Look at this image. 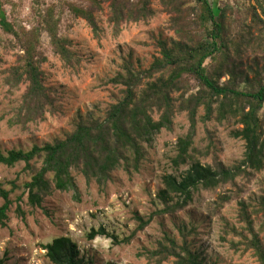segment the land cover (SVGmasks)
<instances>
[{
    "label": "trees",
    "instance_id": "16d2710c",
    "mask_svg": "<svg viewBox=\"0 0 264 264\" xmlns=\"http://www.w3.org/2000/svg\"><path fill=\"white\" fill-rule=\"evenodd\" d=\"M90 1L96 8L101 7L102 1L108 4V22L116 32L123 23L145 21L154 15L150 7L153 0ZM243 1H254L260 13L255 6H249L246 12L250 13V23L240 21L232 27L234 22L228 21L229 6L221 7L212 0H158L170 14V29L176 38L156 40L158 55L146 69L135 70L130 62L124 63L123 72L109 80L123 87L121 97L107 106L103 117L79 115L71 132L63 138L33 144L28 150L0 151L1 165L14 167L23 163L24 171L30 174L22 185L15 181L0 184V227L7 224L12 205L10 194L15 189L22 190L17 201L21 202L26 194L27 206L34 209L53 191L76 193L72 172L80 174L87 183H95L100 191L112 181L114 172L121 171L129 177L139 173L154 136L171 130L175 117L181 113L186 115L188 129L175 141L174 155L168 160L170 172L159 177L161 187L156 200L161 209L148 216L135 212V229L125 238L119 239L99 226L86 234L88 241L102 236L110 238L114 245L129 244L155 215H174L194 204L200 192L234 184L236 178L264 170V0ZM68 7L97 34L92 9L71 4ZM41 20L39 27L48 32L54 52L71 64L70 41L58 35L59 21L51 8ZM0 23L4 30L16 35L24 50L19 64L8 70L5 83L9 89L26 84L17 108L7 120L9 126L25 129L28 123L43 120L46 111L54 110V96L39 68L46 58L38 51L39 29L23 32L20 39L1 7ZM200 110L203 113L199 115ZM211 120L232 125L229 136L244 142L241 160L230 167L220 162L204 164L193 147L197 123ZM35 162L40 165L36 167ZM7 184L11 185L10 190L4 188ZM229 199L230 196H220L217 208ZM15 213L19 218L25 217L19 204ZM260 216L264 229V195L251 205L240 203L239 221L244 223L249 237L240 234L239 242L243 251L251 250L258 264H264V237L260 236V227H253L254 218ZM178 231L180 244L164 235L152 249H143L139 257H144L148 264H163L169 258H174L173 264H206L201 251L192 250L188 241L195 229L180 225ZM41 249L52 264L91 263L66 235L41 245ZM7 260L4 254L0 264H7Z\"/></svg>",
    "mask_w": 264,
    "mask_h": 264
},
{
    "label": "rangeland",
    "instance_id": "374dc122",
    "mask_svg": "<svg viewBox=\"0 0 264 264\" xmlns=\"http://www.w3.org/2000/svg\"><path fill=\"white\" fill-rule=\"evenodd\" d=\"M132 1L135 3L136 0ZM212 1L221 7H230L227 13L228 21L234 22L232 27L240 21L250 23V13L246 12L249 6H255L260 13L254 1ZM69 4L92 9L98 26L97 34L83 18L70 12ZM0 7L19 38L23 32L30 33L34 27L39 29L36 32L38 51L46 58L39 68L45 75L46 87L55 99L54 110L46 111L43 120L28 123L25 129L8 125L7 120L17 108L26 84L9 89L5 80L8 70L19 64L24 50L16 35L4 30L0 23V151L3 152L28 150L33 144L42 145L55 138H63L71 132L79 115L89 113L103 117L107 106L121 97L123 87L113 85L109 80L123 72L124 63L130 62L135 70L146 69L158 55L156 40L176 38L170 29V14L158 0H153L150 5L154 10L153 17L123 23L118 32L108 22L109 8L103 1L101 7L96 8L90 0H0ZM49 8L59 21L58 35L70 41L68 49L73 53L71 64L54 52L48 32L39 27L41 16ZM202 113L200 110L199 115ZM187 129L185 113L177 115L171 130H162L154 136L140 172L131 177L121 171L114 172L112 181L103 191L95 183H87L80 174L72 172L76 193L72 190L53 191L40 207L30 209L26 204V194L18 202L17 197L22 190H13L7 224L0 227V257L6 254L7 264H52L41 245L66 235L77 243L80 253L91 261L90 264H148L144 257H139L140 252L152 249L164 235L180 244L178 228L184 225L187 229H195L188 241L192 250L201 251L206 264H258L253 252L243 251L244 246L239 242L240 234L249 237L244 223L239 221V213L240 203L251 205L264 195V170L236 178L234 184L202 191L194 204L174 215H155L129 244L114 245L110 238L102 236L92 241L86 239L89 230L99 226L119 239L125 238L135 229V212L148 216L161 209L162 205L156 200L161 187L159 177L170 172L168 160L174 155L175 141ZM231 129L232 125L218 124L213 120L197 123L193 147L204 164L220 162L230 167L241 160L244 142L230 137ZM34 165L38 167L40 163L35 162ZM29 177L23 163L14 167L0 164V184L15 181L17 185H22ZM4 188L10 190L11 185L7 184ZM222 195L230 196V199L218 209L216 204ZM2 203L0 197V205ZM17 204L25 211L23 219L15 213ZM254 219V229L260 227V236L264 237L262 217ZM173 262L174 258H169L163 264Z\"/></svg>",
    "mask_w": 264,
    "mask_h": 264
}]
</instances>
